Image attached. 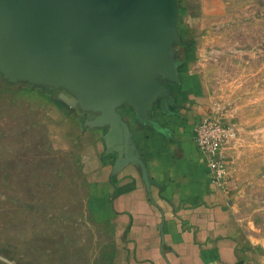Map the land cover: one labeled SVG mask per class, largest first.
Returning <instances> with one entry per match:
<instances>
[{"label":"crops","instance_id":"crops-1","mask_svg":"<svg viewBox=\"0 0 264 264\" xmlns=\"http://www.w3.org/2000/svg\"><path fill=\"white\" fill-rule=\"evenodd\" d=\"M186 3L0 0V74L42 92L111 264H258L191 141L213 116Z\"/></svg>","mask_w":264,"mask_h":264},{"label":"rangeland","instance_id":"rangeland-1","mask_svg":"<svg viewBox=\"0 0 264 264\" xmlns=\"http://www.w3.org/2000/svg\"><path fill=\"white\" fill-rule=\"evenodd\" d=\"M186 5L212 116L236 128L231 208L264 264V0ZM1 75L0 264H111L110 234L86 215L77 168L48 133L42 92Z\"/></svg>","mask_w":264,"mask_h":264},{"label":"built area","instance_id":"built-area-1","mask_svg":"<svg viewBox=\"0 0 264 264\" xmlns=\"http://www.w3.org/2000/svg\"><path fill=\"white\" fill-rule=\"evenodd\" d=\"M236 138V128L215 118H203L193 129L191 141L206 161L212 181L219 185L226 179L229 162L225 148Z\"/></svg>","mask_w":264,"mask_h":264},{"label":"water","instance_id":"water-1","mask_svg":"<svg viewBox=\"0 0 264 264\" xmlns=\"http://www.w3.org/2000/svg\"><path fill=\"white\" fill-rule=\"evenodd\" d=\"M79 25V24H78Z\"/></svg>","mask_w":264,"mask_h":264}]
</instances>
